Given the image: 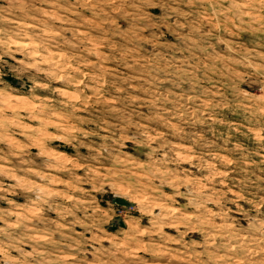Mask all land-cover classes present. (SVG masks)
Wrapping results in <instances>:
<instances>
[{
    "label": "rangeland",
    "instance_id": "obj_1",
    "mask_svg": "<svg viewBox=\"0 0 264 264\" xmlns=\"http://www.w3.org/2000/svg\"><path fill=\"white\" fill-rule=\"evenodd\" d=\"M0 264H264V0H0Z\"/></svg>",
    "mask_w": 264,
    "mask_h": 264
}]
</instances>
